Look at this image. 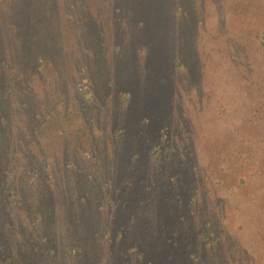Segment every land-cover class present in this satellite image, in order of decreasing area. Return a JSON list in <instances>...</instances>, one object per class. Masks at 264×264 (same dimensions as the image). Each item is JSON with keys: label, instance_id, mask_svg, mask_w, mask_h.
I'll return each mask as SVG.
<instances>
[{"label": "rangeland", "instance_id": "obj_1", "mask_svg": "<svg viewBox=\"0 0 264 264\" xmlns=\"http://www.w3.org/2000/svg\"><path fill=\"white\" fill-rule=\"evenodd\" d=\"M0 264H264V0H0Z\"/></svg>", "mask_w": 264, "mask_h": 264}, {"label": "trees", "instance_id": "obj_2", "mask_svg": "<svg viewBox=\"0 0 264 264\" xmlns=\"http://www.w3.org/2000/svg\"><path fill=\"white\" fill-rule=\"evenodd\" d=\"M242 180V179H241ZM243 181V180H242ZM37 213V211H36V209L34 208V206L31 208V215L33 214V213Z\"/></svg>", "mask_w": 264, "mask_h": 264}]
</instances>
